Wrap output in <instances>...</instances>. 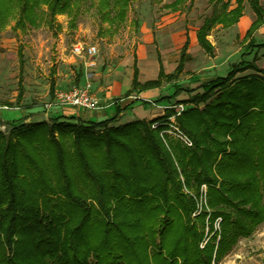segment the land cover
<instances>
[{"label":"trees","instance_id":"1","mask_svg":"<svg viewBox=\"0 0 264 264\" xmlns=\"http://www.w3.org/2000/svg\"><path fill=\"white\" fill-rule=\"evenodd\" d=\"M132 1L98 0L96 12L117 31ZM184 1L163 6L176 11ZM247 1L255 18L243 39L263 47L251 37L264 21V8L260 0ZM208 2L210 14L196 37L212 55L208 32L216 24L236 23L243 0H235L233 8L229 0ZM79 3L0 0V26L15 13L17 25L37 26V10L45 5L48 19L44 15L42 21L51 24L56 14L67 13L73 29ZM188 44L186 34L170 73L157 51L158 75L144 83L138 81L134 54L132 89L176 80L185 72ZM17 54L18 104L24 90L21 47ZM253 60L231 63L225 75L190 88L175 85L166 98L180 91L187 97L176 98L152 119L113 124L129 104L116 103L114 113L100 120L58 113L0 129V264H211L213 254L217 261L239 237L251 234L264 220V69ZM245 69L254 73L236 76ZM49 93L54 95L53 80ZM179 104L184 107L176 113ZM168 126H176L192 145ZM202 184L212 209L209 220L221 221L216 245L215 232L200 248L206 212L191 214Z\"/></svg>","mask_w":264,"mask_h":264},{"label":"rangeland","instance_id":"2","mask_svg":"<svg viewBox=\"0 0 264 264\" xmlns=\"http://www.w3.org/2000/svg\"><path fill=\"white\" fill-rule=\"evenodd\" d=\"M98 0H80L77 8L76 26L71 29L70 16L67 13L56 14L53 23L43 20L46 6L37 10V26L17 25V13L9 18L5 25L0 26V129L7 132L9 128L21 122L48 120L53 101L49 93L50 80L55 90H65L78 85L75 76L78 72L87 71L92 79L94 74L108 75L121 72L120 62L126 50L145 49L148 59L156 60L153 50L160 51L165 60L176 62L185 35L189 44L185 55L184 70L179 77L171 82H164L160 94L172 93L174 86L190 88L211 76H222L227 73L231 63L241 59L253 60L264 69V46L250 47L244 40V33L255 18V14L243 0L242 15L231 26L214 25L208 32L207 39L213 45V54H208L198 43L196 31L204 18L210 14L208 0H185L176 11L163 5L173 0H133L130 4L125 22L117 31L109 28L106 21H101L96 12ZM229 8L235 6V0H229ZM264 8V0H260ZM42 18V19H41ZM48 19V16L46 15ZM60 25V28L57 27ZM141 33V34H140ZM153 37L145 41L146 36ZM140 34V36H138ZM255 43H264V21L253 32L251 37ZM80 41L96 47L93 56L76 55L72 51L75 42ZM250 41V40H249ZM18 47L22 48L23 66V99L16 103L18 92ZM254 63V62H253ZM254 73L245 69L236 74L237 77ZM89 79V81H91ZM187 94L180 91L176 98H186ZM175 98V99H176ZM149 103L153 100L149 99ZM156 102V101H155ZM8 106V107H5ZM30 110V112L28 111ZM174 123V119H170ZM113 124H119L118 121ZM168 128H170L168 126ZM172 129V128H170ZM184 190L187 192L186 187ZM206 212L200 230L203 239L199 242L202 248L213 233H217L216 245L220 233L221 218L209 220L212 209L206 204V185L202 184L197 197L196 209L191 217ZM212 255L211 264H264V220L245 237L237 242L217 261Z\"/></svg>","mask_w":264,"mask_h":264},{"label":"crops","instance_id":"3","mask_svg":"<svg viewBox=\"0 0 264 264\" xmlns=\"http://www.w3.org/2000/svg\"><path fill=\"white\" fill-rule=\"evenodd\" d=\"M140 34L138 36H140ZM152 38L153 37L150 33V36H146L144 40L152 41ZM147 45L148 44H146L145 49H142V46L141 49L138 47L136 50H126L120 62V68L122 70L121 72H113L106 76L94 74L92 79L88 77L89 74L87 71L81 72V76L77 83L83 84L85 81L89 79L91 80L92 88L100 101L98 108L84 109L72 106L53 105L50 108V113L46 114L55 115L58 113H64L74 115L75 117H79L84 120H100L109 117L114 113L116 103H118L120 106L129 103L120 113L117 120L118 123H123L137 118L152 119L162 115L164 113L165 107L169 106L175 100V98H166L171 93H163L159 96L160 87L165 81L162 82L160 86L149 89L135 90L132 89L131 86L134 54L137 57L138 81L140 83L155 79L158 75L157 51H155L154 47L152 51L150 49V52L155 54L156 60L154 57L149 60L147 57ZM158 52L164 71L166 73L172 72L177 65L178 59L176 62L165 60L163 54H161L159 50ZM149 99H152L153 101L149 103ZM28 111L30 112L29 109ZM0 120L3 121L1 117Z\"/></svg>","mask_w":264,"mask_h":264},{"label":"built area","instance_id":"4","mask_svg":"<svg viewBox=\"0 0 264 264\" xmlns=\"http://www.w3.org/2000/svg\"><path fill=\"white\" fill-rule=\"evenodd\" d=\"M72 51L76 55H88L93 56L97 53L95 46L90 44H84L77 41L72 46ZM52 107L53 105L59 106H72L84 109H96L100 105L98 96L95 94L91 81L87 80L83 84L74 85L65 90H55L53 95V101L46 106ZM7 107V106H5ZM183 105L179 104L176 107V113H179L183 109ZM173 119V116L171 117ZM154 126V125H152ZM172 133L182 141L183 144L192 145L191 140L183 134L176 126H172Z\"/></svg>","mask_w":264,"mask_h":264}]
</instances>
